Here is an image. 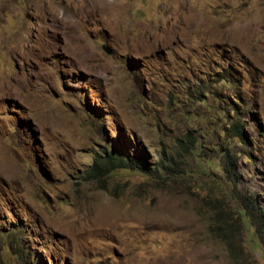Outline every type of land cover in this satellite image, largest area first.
I'll use <instances>...</instances> for the list:
<instances>
[{"label":"rangeland","instance_id":"rangeland-1","mask_svg":"<svg viewBox=\"0 0 264 264\" xmlns=\"http://www.w3.org/2000/svg\"><path fill=\"white\" fill-rule=\"evenodd\" d=\"M0 264H264V0H0Z\"/></svg>","mask_w":264,"mask_h":264},{"label":"trees","instance_id":"trees-1","mask_svg":"<svg viewBox=\"0 0 264 264\" xmlns=\"http://www.w3.org/2000/svg\"><path fill=\"white\" fill-rule=\"evenodd\" d=\"M238 80H235V77L232 75V73L225 72L222 73V76L219 78L216 83L219 86H222L223 84L226 85H234L237 83ZM209 94H212L215 96V93H212L209 91ZM232 98L234 100L237 99L236 95H232ZM228 99L227 95H225V100ZM231 107L230 104L227 105V108L230 109L231 113L236 114V120L234 121H228V129L231 132V134L234 137H237L241 142H245V134L243 132V126L240 122L241 121V115L240 109L238 106L232 103L231 100ZM226 114V112H225ZM226 117V115H224ZM226 128V127H225ZM230 140V137L225 133L224 134V143ZM145 156L143 151L140 150H134L133 155L131 156L125 149L124 146L119 145L117 143L114 144V146L111 147V149L107 152H104L103 155H99L98 158L93 161L92 166L90 167L88 174L90 176H108L111 173L117 172L118 169H128V170H140V169H148V165L145 162ZM248 158V157H247ZM249 160V159H248ZM224 170L227 173H231L234 175V170L232 168V162H230L228 165L224 167ZM257 207V206H256ZM252 219V218H251ZM231 255L233 253L231 252Z\"/></svg>","mask_w":264,"mask_h":264}]
</instances>
